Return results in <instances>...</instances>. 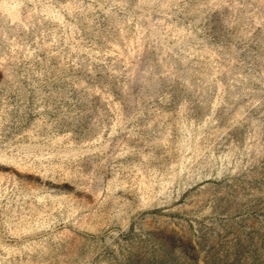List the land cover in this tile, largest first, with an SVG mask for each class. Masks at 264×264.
<instances>
[{
    "label": "rangeland",
    "instance_id": "1",
    "mask_svg": "<svg viewBox=\"0 0 264 264\" xmlns=\"http://www.w3.org/2000/svg\"><path fill=\"white\" fill-rule=\"evenodd\" d=\"M0 264H264V0H0Z\"/></svg>",
    "mask_w": 264,
    "mask_h": 264
}]
</instances>
